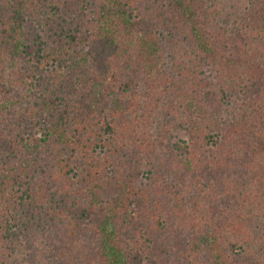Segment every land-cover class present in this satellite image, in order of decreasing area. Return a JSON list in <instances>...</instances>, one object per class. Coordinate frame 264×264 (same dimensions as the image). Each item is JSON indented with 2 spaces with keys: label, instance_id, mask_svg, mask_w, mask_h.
Wrapping results in <instances>:
<instances>
[{
  "label": "trees",
  "instance_id": "obj_1",
  "mask_svg": "<svg viewBox=\"0 0 264 264\" xmlns=\"http://www.w3.org/2000/svg\"><path fill=\"white\" fill-rule=\"evenodd\" d=\"M0 0V264H264V0Z\"/></svg>",
  "mask_w": 264,
  "mask_h": 264
},
{
  "label": "rangeland",
  "instance_id": "obj_2",
  "mask_svg": "<svg viewBox=\"0 0 264 264\" xmlns=\"http://www.w3.org/2000/svg\"><path fill=\"white\" fill-rule=\"evenodd\" d=\"M225 5H227V12L233 9L240 10L242 9V0H223Z\"/></svg>",
  "mask_w": 264,
  "mask_h": 264
}]
</instances>
